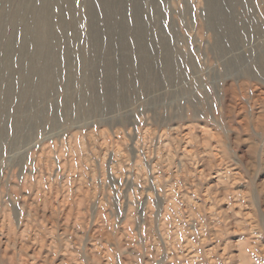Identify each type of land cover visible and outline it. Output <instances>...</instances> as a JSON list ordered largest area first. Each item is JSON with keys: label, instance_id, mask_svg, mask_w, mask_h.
Listing matches in <instances>:
<instances>
[{"label": "rangeland", "instance_id": "obj_1", "mask_svg": "<svg viewBox=\"0 0 264 264\" xmlns=\"http://www.w3.org/2000/svg\"><path fill=\"white\" fill-rule=\"evenodd\" d=\"M231 1L221 38L207 0H35L7 52L0 0V264H264V0Z\"/></svg>", "mask_w": 264, "mask_h": 264}, {"label": "bare ground", "instance_id": "obj_2", "mask_svg": "<svg viewBox=\"0 0 264 264\" xmlns=\"http://www.w3.org/2000/svg\"><path fill=\"white\" fill-rule=\"evenodd\" d=\"M102 1H103V6L107 8V7H110L112 4H114V2L116 0H102ZM206 5H207L208 11L211 15L212 24L214 26L218 25V27H219V29H221V31L223 29V33L220 34L221 38L225 32H227V34L230 38L234 37V35H236V32H235L236 31V28H235L236 23L234 22V12H233L234 7L232 5V1L231 0H207ZM6 6H7L6 3L3 5H0V18H2L1 16L5 14V11H7ZM12 6L14 7V11H13L14 14L12 15V18H11V27L12 28L10 29V32L8 34V39L5 43V50L7 52L10 48V41H11V38L13 36L12 29L15 30L16 24H18L19 22L25 21L26 12H28V11L32 12V11L37 9V7L35 5V0H11L10 7H12ZM221 9L224 10L222 14H220ZM93 13H95V11H94V9H91V14L93 15ZM106 13H108V12H106ZM41 23L45 24V22H41ZM216 23H217V25H216ZM96 33H97V31L95 32V35H96ZM44 39H45V36L43 34V30L37 29L36 35L34 36V39H33L34 42H39L38 44L41 45L43 43ZM22 41H23V43L25 42V44H26L28 42L27 37L24 36Z\"/></svg>", "mask_w": 264, "mask_h": 264}]
</instances>
